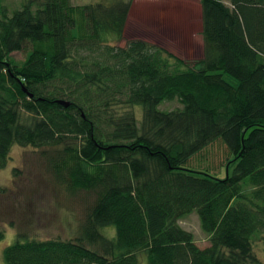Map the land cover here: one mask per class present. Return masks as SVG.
I'll use <instances>...</instances> for the list:
<instances>
[{"label": "trees", "instance_id": "trees-1", "mask_svg": "<svg viewBox=\"0 0 264 264\" xmlns=\"http://www.w3.org/2000/svg\"><path fill=\"white\" fill-rule=\"evenodd\" d=\"M199 3L203 56L191 66L143 41L111 46L129 9L120 0L0 7V170L14 145L51 149L56 180L96 195L77 237L18 235L5 264H261L264 0ZM170 101L181 107L159 109ZM219 138L231 174L185 167ZM193 211L204 249L179 225Z\"/></svg>", "mask_w": 264, "mask_h": 264}, {"label": "rangeland", "instance_id": "rangeland-1", "mask_svg": "<svg viewBox=\"0 0 264 264\" xmlns=\"http://www.w3.org/2000/svg\"><path fill=\"white\" fill-rule=\"evenodd\" d=\"M25 1L1 0L0 7H4L10 16ZM118 1L70 0L78 7L95 3L110 7ZM120 1L127 3L129 9L120 40H116V35L112 37L114 34L108 37L111 46L124 47L128 42L139 40L169 52L189 66L202 59L199 0ZM29 49L14 52L11 57L21 62ZM180 107L177 101H170L163 102L159 109L171 111ZM53 152L48 149L41 155L38 149L14 145L5 167L0 170V232L3 234L0 239V264H5L3 249L13 244L18 235L22 239L38 241L73 240L96 199L93 192L71 191L56 180L47 161V158L54 157ZM230 159L226 145L219 138L192 156L185 167L224 179L232 171L227 164ZM247 183L248 180H245L243 185L247 187ZM179 225L193 234L200 249L209 246L208 236L201 230L195 211L180 219ZM106 231L110 237L114 236L112 227L106 228ZM253 252L264 264V233L254 237ZM138 264H146L144 256L139 257Z\"/></svg>", "mask_w": 264, "mask_h": 264}, {"label": "water", "instance_id": "water-1", "mask_svg": "<svg viewBox=\"0 0 264 264\" xmlns=\"http://www.w3.org/2000/svg\"><path fill=\"white\" fill-rule=\"evenodd\" d=\"M31 97V95H29ZM60 105H62L63 107H68L69 103L65 102V101H57Z\"/></svg>", "mask_w": 264, "mask_h": 264}]
</instances>
